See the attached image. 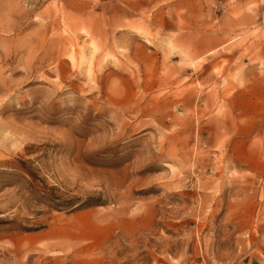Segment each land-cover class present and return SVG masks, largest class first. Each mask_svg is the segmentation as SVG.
I'll return each instance as SVG.
<instances>
[{
    "label": "rangeland",
    "instance_id": "obj_1",
    "mask_svg": "<svg viewBox=\"0 0 264 264\" xmlns=\"http://www.w3.org/2000/svg\"><path fill=\"white\" fill-rule=\"evenodd\" d=\"M0 264H264V0H0Z\"/></svg>",
    "mask_w": 264,
    "mask_h": 264
}]
</instances>
